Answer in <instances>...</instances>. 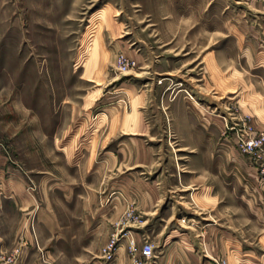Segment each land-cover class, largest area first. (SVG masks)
<instances>
[{
  "label": "rangeland",
  "instance_id": "rangeland-1",
  "mask_svg": "<svg viewBox=\"0 0 264 264\" xmlns=\"http://www.w3.org/2000/svg\"><path fill=\"white\" fill-rule=\"evenodd\" d=\"M173 106L211 125L202 157ZM259 136L264 0H0V169L34 203L5 214L59 264H264Z\"/></svg>",
  "mask_w": 264,
  "mask_h": 264
},
{
  "label": "crops",
  "instance_id": "crops-1",
  "mask_svg": "<svg viewBox=\"0 0 264 264\" xmlns=\"http://www.w3.org/2000/svg\"><path fill=\"white\" fill-rule=\"evenodd\" d=\"M165 73L169 74L167 71H163V72L155 71L153 72V75L158 76V75H162ZM169 112L172 117V126L175 131V135L176 137L182 138V140L180 139L178 140L180 141L179 143H182L184 147H186V145L188 144L190 140L194 141V143L198 145L200 156L202 157L204 150L207 147V139H208L207 136H209V128L210 130L212 128L210 127L211 125H205L207 132H205V134L202 135L204 136L203 138L201 136L198 137L197 134L199 132L198 130L200 129L195 125V123L192 120V116L190 115V113L187 111L186 108L183 109L182 111L180 108L173 106L172 108H170ZM123 134L130 135L133 137L141 136V133L138 131L136 132L132 131V132L123 133ZM205 169H207V164L205 166ZM226 177L228 178V180L230 177H231V181L235 180L234 179L235 174L233 173L231 176L227 175ZM17 180H18L17 173L14 169L12 168L11 169L7 168L6 170L0 169V181H2L5 185V187H0V226H6V225L15 226V229L12 230L11 232L5 233V232H1L0 230V255L2 253L9 252L13 248L18 247L19 243L24 241L26 243V246L21 247L19 249V256L15 264H40L37 260V251L34 248L33 240L28 230L27 221L25 219H22V217H24L28 213H31V209L33 208L34 203H33V200L23 192V187H16ZM222 184L227 185L225 184L224 181ZM233 184L234 183L231 182V185ZM226 188L233 189L234 187H226ZM242 188H244L245 190L246 187H242ZM204 189H205V194H206V187ZM56 190H57L56 191L57 193L62 195L63 199L61 200V203H63L64 205L66 204L65 206H67L68 204L67 199L69 198V196L72 195L71 189L69 187H58L56 188ZM185 192H186V189H184V193ZM238 199L241 200L240 197ZM7 210H12L15 213L17 212L18 214L20 213L22 217L20 218L17 217V219L12 221L5 214ZM43 211H44V208H43ZM42 216H43L42 219L44 221V224H42V226L44 225L45 227L50 226L52 223L50 216L45 215V213H43ZM5 218H7V220ZM189 219L190 218H187L185 220L188 225L195 223L194 219L192 218L190 219V221H192L191 223L189 222ZM185 221H182V223L185 224ZM25 225H26V228L24 227ZM220 226L221 225H217V227L219 228L218 229L219 231L223 230V228H221ZM38 227H39V223H37V225L35 224V229L33 228V230H34L36 242H37L39 249L43 252L45 257L51 260L52 264H59L57 261V258H60V257L57 254L50 252L48 249H46L45 246L48 241H43L42 239L43 236L41 234L39 235L37 232V229L39 230ZM179 227L182 229H186L185 225H179ZM222 232H219V234ZM169 248L170 246H168L167 249L165 250V254L167 253V256L171 254L169 251ZM171 257H172V254L169 255L168 257V261H167L168 264L170 263L177 264L175 260L176 256H174V260ZM0 264L2 263L0 262ZM114 264H126V259L122 255V257L119 258L118 261L115 262Z\"/></svg>",
  "mask_w": 264,
  "mask_h": 264
},
{
  "label": "built area",
  "instance_id": "built-area-1",
  "mask_svg": "<svg viewBox=\"0 0 264 264\" xmlns=\"http://www.w3.org/2000/svg\"><path fill=\"white\" fill-rule=\"evenodd\" d=\"M119 59H121V57ZM239 142H240V148L242 149L243 152H247V151L251 152L257 148H261L264 146V137L259 136V137H255V138L254 137L243 138ZM28 230H29L30 235L32 237L34 248L37 251L38 262L40 264H52L51 260L48 259L47 257H45L43 252L39 249L37 242H36V238H35V234H34V230H33L32 225H29ZM112 244L110 245V247H112ZM25 246H26V243L24 241H22L19 243L18 247L11 249L9 252L2 253L0 255V262L2 264H15L17 259H18V256H19V249L21 247H25ZM110 257H111V255L108 254L107 258H110ZM140 257L144 258V259H149L151 257V248L149 245L144 244L141 247ZM129 264H141V263L136 257H131ZM214 264H225V262L219 261V262H214Z\"/></svg>",
  "mask_w": 264,
  "mask_h": 264
}]
</instances>
